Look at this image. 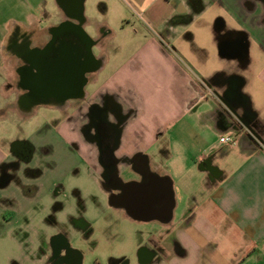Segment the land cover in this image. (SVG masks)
<instances>
[{"label": "crops", "instance_id": "1", "mask_svg": "<svg viewBox=\"0 0 264 264\" xmlns=\"http://www.w3.org/2000/svg\"><path fill=\"white\" fill-rule=\"evenodd\" d=\"M61 1L48 25L83 16L85 29L86 0L82 12L81 0ZM118 1L143 22L103 26L95 73L110 68L94 92L133 110L117 155H144L172 178L175 198L169 222L143 220L162 225L148 227L146 239L165 250L162 260L142 264H264V0ZM47 2L28 3L36 28L47 24L43 14L50 18ZM229 108L255 136L247 125L233 131L241 126ZM227 134L235 142H221ZM130 164L124 169L141 176ZM171 236L181 251L170 248Z\"/></svg>", "mask_w": 264, "mask_h": 264}, {"label": "flooded vegetation", "instance_id": "2", "mask_svg": "<svg viewBox=\"0 0 264 264\" xmlns=\"http://www.w3.org/2000/svg\"><path fill=\"white\" fill-rule=\"evenodd\" d=\"M4 2L0 0V93L10 99L9 106L19 116L29 117L39 106L51 107L63 115L62 120L47 122L46 129L53 128L52 131L58 134L70 151L82 156L81 160L95 173L108 199L110 191L123 193L126 189L117 173L123 178L126 172L124 163H131L129 167L133 166L139 172L145 171L144 155H117L120 147L118 134L133 115V110H125L110 95H100L88 89L94 81L93 62L87 58L82 38L69 31L72 26H64L69 20H77L63 17L57 24L49 26L47 16L43 14L40 20L47 24L36 28L28 17L29 12H26V20L21 23L15 14V4L8 7V18H5ZM9 11H12V17H9ZM168 26L167 32L171 33L172 26ZM94 40L97 41L93 46L95 53L102 36ZM61 124L62 130L58 131ZM8 126L11 127L4 133L0 121V145L3 144L0 148L5 151L0 161L1 210L15 207L21 199L29 201L32 195L42 189L51 173L52 162L49 158L58 140L57 136L53 138V143H37L27 135L20 136V129L15 124ZM80 173L79 168L73 171L74 175ZM132 179L140 180L141 176L135 173L127 180ZM61 181L56 182L54 187L52 206L44 219L46 229L35 238L31 264H83L84 252L72 246L78 238L88 241L95 250L105 238H112L111 242L108 239L106 246L109 264H142L150 259L162 260L165 247L156 242L150 244L146 239L147 229L144 238L143 235L138 237L135 251L129 246L124 250L122 243L126 242L127 245L128 242L124 231L121 234L122 222L130 220L131 223L135 221L143 225L147 221L132 218L118 204L109 201V205L118 214L114 219L109 218L104 222L99 234H96L94 226L96 221H88L83 215L75 217L68 213L59 219L65 210V202L60 200V196L65 195L66 186ZM73 193L79 194V190ZM11 214L9 220L5 216L6 221L14 219L13 212ZM166 228L170 230L169 226ZM97 237L101 239L97 241ZM170 239V248L175 252L181 251L175 238L171 236ZM96 257L95 264H106L102 257ZM13 264L20 263L14 260Z\"/></svg>", "mask_w": 264, "mask_h": 264}, {"label": "rangeland", "instance_id": "3", "mask_svg": "<svg viewBox=\"0 0 264 264\" xmlns=\"http://www.w3.org/2000/svg\"><path fill=\"white\" fill-rule=\"evenodd\" d=\"M33 1L34 0H30L29 2L28 0H5L3 15L6 13L4 16L8 18V7H10L11 4H15V14L18 16V19L21 20V23H23V21L26 20L24 19L26 12H29L28 3H33ZM48 1L46 7L42 6V8H45L50 14V18H48L47 22H49L52 16L56 15L58 11L55 0ZM103 3L108 6V10H101V5ZM9 13H11L9 17H12V11H9ZM85 15L87 18L85 29L94 38L102 36L101 33L105 25L109 26L111 30H121L123 24H133L137 26L143 22L142 18L140 19L138 16L134 15L128 6L123 5L118 0H86ZM110 48L107 42V45L103 49L104 51H109ZM101 50V48H95V52H101ZM109 68L110 66L107 64L101 71L93 75L94 81L88 88L90 92L97 91L100 88L103 77L107 76ZM6 98L0 93V121L4 133H7L8 127H11L8 126V124H15L17 128L20 129L18 133L20 136L27 135L37 143H44L46 141L54 142L53 138H57L58 134L55 135L52 131L53 128L46 129V123H52L56 121V119L62 120L64 117L63 115L59 114L51 107L39 106L35 113L29 117L19 116L15 112V109L9 106L10 99ZM3 110H5V113L1 115ZM55 144L54 151L50 155L51 158H49L52 162L51 173L42 189L38 190L35 195H32L29 201L21 199L17 202L15 207L11 208L9 206L4 210L0 209V264H13L14 260L19 261L20 264H31L35 238L46 229L44 219L46 218L47 211L51 209L54 199V187L59 180H62L61 183H64V186H66L64 190L65 195L60 196V200L65 202V210L60 214L59 219L66 217L68 213L75 217H81V215H83L88 221H96L94 226L96 228V234H99L100 228L102 229L104 222L109 218L114 219L118 214L109 205V199L95 173L81 160L82 156L78 155L76 152L70 151L59 136ZM78 163L79 165H77ZM76 168L81 170L79 175L73 174ZM133 175V172L127 169L123 174V178L127 180ZM76 190H79V194L73 193ZM179 211L180 209H176V212ZM11 212L14 214V219L8 222L5 216L8 218L7 220L11 219ZM129 221L126 220L122 222L121 234H126L125 237L128 242L126 245V242L122 241L123 247L125 248L124 250L129 246L133 251L135 246L134 240H138V237L140 238L141 235H143L142 237L144 238L148 227L149 229L151 228L152 231L162 227V225L156 221L144 222L142 223L143 225L139 222L136 223L132 221L131 223ZM72 228L73 226L71 225V229ZM141 230L144 232L142 233ZM96 239L99 241L101 237H97ZM108 239H110L111 242L112 238H105L103 242L99 243L100 245L96 250L91 248L88 241H82L79 238L72 243V246L84 252L83 264H95L97 262L96 256L99 258L102 257L101 259L103 262L106 261V264H109V251L108 247H106Z\"/></svg>", "mask_w": 264, "mask_h": 264}, {"label": "water", "instance_id": "4", "mask_svg": "<svg viewBox=\"0 0 264 264\" xmlns=\"http://www.w3.org/2000/svg\"><path fill=\"white\" fill-rule=\"evenodd\" d=\"M75 1L70 3L67 0H63L61 3H63L65 7H70L77 5ZM82 1L83 0L80 2L81 4ZM81 6L80 12L83 10V4ZM76 20L77 22L69 20L64 23V26H72L73 28L69 31L78 34V36L82 38L84 44L86 45L87 58L93 62L92 70L96 71L102 65L101 60L93 51V46L97 44V41H95L94 38L84 29V17L79 16ZM88 71L90 70L88 69ZM85 73H87V70H85ZM229 109L230 118H233V121H236L233 122V124H240L241 126L236 129L234 128L233 131L239 132L247 125V128L255 136L256 133L248 126L245 119L241 118L234 109ZM118 136L120 137V133ZM144 169L145 171L141 173V180L124 181L118 172L117 177L123 183L126 190L121 194H116L110 191L109 201L112 204H118L124 207L128 214L135 219H158L164 223L169 222L172 218L175 204L173 180L168 175H160L156 171L152 170L149 164V159L144 162Z\"/></svg>", "mask_w": 264, "mask_h": 264}, {"label": "built area", "instance_id": "5", "mask_svg": "<svg viewBox=\"0 0 264 264\" xmlns=\"http://www.w3.org/2000/svg\"><path fill=\"white\" fill-rule=\"evenodd\" d=\"M221 142H235V137L233 134H227V135H222L220 137Z\"/></svg>", "mask_w": 264, "mask_h": 264}]
</instances>
